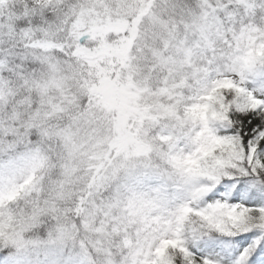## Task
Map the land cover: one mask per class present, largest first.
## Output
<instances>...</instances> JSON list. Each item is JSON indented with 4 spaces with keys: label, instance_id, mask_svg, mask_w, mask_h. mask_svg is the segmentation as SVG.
<instances>
[{
    "label": "clouds",
    "instance_id": "9594fccd",
    "mask_svg": "<svg viewBox=\"0 0 264 264\" xmlns=\"http://www.w3.org/2000/svg\"><path fill=\"white\" fill-rule=\"evenodd\" d=\"M253 2L46 0L33 37L56 47L0 60V177L18 189L0 185V264H131L133 202L171 191V99L234 76L248 37L264 43Z\"/></svg>",
    "mask_w": 264,
    "mask_h": 264
},
{
    "label": "snow or ice",
    "instance_id": "6c2138e0",
    "mask_svg": "<svg viewBox=\"0 0 264 264\" xmlns=\"http://www.w3.org/2000/svg\"><path fill=\"white\" fill-rule=\"evenodd\" d=\"M237 2L255 6L253 0ZM45 3L0 0V60L19 49L56 47L33 37L49 26ZM159 3L163 10L169 0ZM248 40L230 58L234 76L172 97L174 126L162 137L171 191L133 202L139 227L135 241H124L134 245L131 264H264V43ZM16 60L14 70L23 74ZM14 179L0 177L9 200L18 191ZM31 181L29 176L20 188Z\"/></svg>",
    "mask_w": 264,
    "mask_h": 264
},
{
    "label": "trees",
    "instance_id": "16d2710c",
    "mask_svg": "<svg viewBox=\"0 0 264 264\" xmlns=\"http://www.w3.org/2000/svg\"><path fill=\"white\" fill-rule=\"evenodd\" d=\"M4 260V255L2 252H0V262H2Z\"/></svg>",
    "mask_w": 264,
    "mask_h": 264
}]
</instances>
